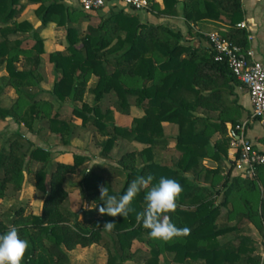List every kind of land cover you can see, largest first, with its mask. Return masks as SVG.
<instances>
[{
  "label": "trees",
  "instance_id": "obj_1",
  "mask_svg": "<svg viewBox=\"0 0 264 264\" xmlns=\"http://www.w3.org/2000/svg\"><path fill=\"white\" fill-rule=\"evenodd\" d=\"M147 1L145 11L156 17L171 15L181 1L186 22L198 25L199 30L211 25V31L243 48L249 46L248 31L240 25L244 20L241 0ZM27 4L35 6L40 29L48 23L64 28L65 50L45 52L38 29L27 19L17 20ZM91 18L100 22L84 30L72 24ZM42 56L52 64L55 79L50 90L32 91L42 81ZM2 66L7 72L5 85L17 96L8 107H0V120L10 118L31 133L37 132L36 121H45L58 143L68 145L75 124L54 110L56 100H68L71 116L82 126L91 119L103 137V157L118 137L144 146L119 158L125 171L119 190L112 188L99 164L86 169L81 183L88 207L72 211L62 204L73 191L65 183L87 157L74 154L72 161H55L50 169L49 149L35 145L19 130L5 136L0 144V202L9 186L13 192L22 189L33 161L42 162L33 175L35 187L45 194L41 212L35 214L24 205L0 212V234L15 225L20 237L29 242L21 264H71L69 251L94 243L106 249L108 264H123L135 256L131 251L134 240L148 246L142 264H163L159 259L163 251L172 253L179 264H264V256L254 253L257 241L245 233L253 224L264 238V163L255 164L252 174L245 169L244 174L232 173L235 159H229L228 151L234 136L230 132L237 134L235 125L250 111L235 91L241 83L225 61L214 59L210 46L187 44L179 30L162 22H143L122 8L101 14L63 0H0ZM110 92L116 96L113 109L102 112L99 102ZM85 94L93 97V103L84 100ZM131 101L142 114L132 119L131 126L123 127L115 122L114 110L127 114ZM164 123L176 126L175 137L165 135ZM166 150L172 151L168 160L162 157ZM208 161L215 164L208 165ZM149 174L154 177L149 187L161 177L175 179L182 186L176 210L165 215L177 227L189 228L187 236L167 242L149 238V230L135 218L145 207L146 190L134 198L131 207L136 211L128 216L99 215V186L120 196L133 179ZM105 221H115L112 231L103 229ZM230 234L235 239L221 241Z\"/></svg>",
  "mask_w": 264,
  "mask_h": 264
},
{
  "label": "rangeland",
  "instance_id": "obj_2",
  "mask_svg": "<svg viewBox=\"0 0 264 264\" xmlns=\"http://www.w3.org/2000/svg\"><path fill=\"white\" fill-rule=\"evenodd\" d=\"M21 1L24 2L25 0ZM63 2L70 6H73V4H75L73 0H63ZM34 8L35 6L33 4H27L25 10L17 17V20L20 21L23 19H27L36 29H38L40 34V31L42 29H40V21L34 13ZM99 22V19L91 18L78 19L72 22V24L75 25L79 30H84L88 25H97ZM49 26L50 23H48L44 29L46 34L49 33H47V31L49 30ZM54 29L56 30L53 35V38H55V50L58 49L63 51L65 50V47L67 45L65 41L64 28L55 26ZM32 42L33 41H30L28 44H31ZM17 67L20 68L21 63H17ZM40 72L42 74V81L39 83L38 87L34 88L32 91L43 88H49L50 90L52 87V83L55 79V71L52 64L48 62L46 56H42L41 58ZM91 78L93 79V76ZM4 79V76H0V86L5 85ZM240 88L246 90L244 86ZM3 97H0V105L10 102V100H8V97ZM84 100L89 103H93V97L89 94H85ZM115 100L116 96L113 92L104 94L99 102L100 110L104 112L106 109H113ZM71 109L72 103L70 101H55L54 110L58 111L65 118L71 117V120L75 124L72 132V137L68 145H61L58 143L56 135L49 132V130L47 129V123L45 121H36L35 129L37 131V135L30 136L33 139V143L35 145L42 146L50 150L52 159V162L49 165L50 169L53 168L55 161H60L58 159L72 161L74 154L84 155L87 157V159L78 167L75 173L69 174L67 176V180L65 183L66 187L73 186V191L68 194L62 204L72 211H78L86 205V202L84 200L85 189L83 188L81 183L82 175L86 169H89L95 164H99V171L110 182L112 188L115 190H119L122 187L125 179V171L119 163V158L126 151L139 150L144 146L134 141H127L123 137H118V139L110 149L108 156L106 158L103 157L100 154L103 137L99 134L95 125L92 124V120L89 119L86 124L82 126L79 119L71 116ZM141 114L142 111L133 103V101H131L129 112L127 114H121L114 110V120L117 124L123 127H129L132 124V119L134 117L141 116ZM255 123L257 127V134H264L259 123L257 121ZM163 128L164 133L167 137H175V125L164 123ZM12 129L13 128L12 126L10 127L9 123L0 121V144L3 138L2 136H5V134H7ZM172 144L173 141H171L169 145ZM233 149L234 151L236 150L235 148ZM171 154V150H166L162 153V157L164 158V160H168ZM236 163L237 162L235 160V166L232 169V173L244 174L245 172L241 171L240 167H237ZM206 164L214 165L215 163L208 161ZM224 165L227 167V162H224ZM41 166L42 162L40 161H33L31 163V165L25 172L23 186L19 192H13L11 186L8 187L2 201L0 202V212H7L8 207H15L19 205L29 207L31 211L36 214L41 212V206L45 198V194L43 191L35 187L33 176L34 172ZM228 223L233 224V222ZM245 233L248 234L252 239L257 241L258 245L254 253L262 258L264 256V238L259 235L256 227H254L253 224L248 225V230H246ZM228 239H235V236L233 234H230L229 236L221 239V241H225ZM131 251L135 252V256L132 260H127L123 264H142L144 262L143 254H146L148 252V246L143 242L134 240L131 244ZM68 253L70 256L71 264H108V254L106 249L102 245L97 243L85 247L77 246L74 250H71ZM159 259L163 264H179L173 260V254L167 251H163L159 256ZM192 264H201V262L192 261Z\"/></svg>",
  "mask_w": 264,
  "mask_h": 264
},
{
  "label": "clouds",
  "instance_id": "obj_3",
  "mask_svg": "<svg viewBox=\"0 0 264 264\" xmlns=\"http://www.w3.org/2000/svg\"><path fill=\"white\" fill-rule=\"evenodd\" d=\"M154 177L138 176L131 181L126 192L120 196L110 195L105 185L99 186V199L102 204L97 210L101 216L126 217L136 210L131 207L132 201L141 191H145V207L143 211L136 212L138 223L149 230L148 236L153 240L171 241L174 238L187 236L190 229L177 227L169 215L177 208V199L182 193V186L172 178L161 177L157 184L151 186ZM87 208L88 206L85 205ZM99 226V225H98ZM22 227V226H20ZM115 221H105L103 229L112 231ZM29 242L19 235V228L12 225L6 232L0 234V264H21Z\"/></svg>",
  "mask_w": 264,
  "mask_h": 264
},
{
  "label": "crops",
  "instance_id": "obj_4",
  "mask_svg": "<svg viewBox=\"0 0 264 264\" xmlns=\"http://www.w3.org/2000/svg\"><path fill=\"white\" fill-rule=\"evenodd\" d=\"M243 9H244V20L242 21L244 23V28L248 31L249 35V46L254 50V55L255 59L261 62L264 65V0H241ZM122 8L125 12L127 13H136L138 17L140 18L141 21L143 22H150V23H165L171 28L175 30H179L183 36V39L185 43L190 44L192 46H209L208 40H207V32L211 31L212 26L209 25L208 27H204L202 30H199L198 25H193L191 23H188L184 20L182 16V3L179 1L172 14L167 15V16H161V17H156L153 14L145 11V10H133L128 8L127 6L121 5L120 3H109L107 6H105L100 13L101 14H107L111 10H117ZM52 25V26H51ZM55 24L50 23L49 30L47 31L48 34L45 32V28H42L40 31V36L43 38V43L45 46V51L46 52H51L55 50V38H53L54 33L56 32ZM44 30V31H43ZM21 68V67H20ZM0 76H7V72L5 71L4 67H0ZM43 88V87H42ZM44 91H48L49 88H43ZM236 93L239 99V102L244 106V108L248 111L251 110V102L249 95L247 93V90H243L240 87L236 88ZM15 91L13 88L6 86V85H1L0 86V97H8V100H10L9 103H4L0 105V107H8L15 99ZM3 97V98H4ZM4 121L6 123H9L10 127L12 126V130L9 131L5 136H7L10 132L19 130L20 132L24 133L32 142L33 139L31 138L30 135H37V132L31 133L29 132L25 127L19 126L17 123H15L12 119L7 118L5 120H0ZM258 122L259 125L261 126V123L259 119H251L249 123L245 127V137L248 138L253 146L258 149L259 151H264V134H257V127L256 123ZM262 128V126H261ZM36 130V129H35ZM263 130V128H262ZM264 132V131H263ZM233 134L234 138L237 137V134L234 131L230 132ZM5 136H2L3 138ZM2 138V139H3ZM230 149L228 151V157L231 160H236L235 157V151L234 147L232 146L230 142ZM60 161L64 162H70V160H61ZM237 167H240V170H244V166L240 165L238 162L236 163ZM40 213V212H39ZM38 213V214H39ZM36 214V213H35Z\"/></svg>",
  "mask_w": 264,
  "mask_h": 264
},
{
  "label": "built area",
  "instance_id": "obj_5",
  "mask_svg": "<svg viewBox=\"0 0 264 264\" xmlns=\"http://www.w3.org/2000/svg\"><path fill=\"white\" fill-rule=\"evenodd\" d=\"M85 11H101L109 3L124 4L133 10H146L147 0H73ZM240 25L244 27V23ZM248 35V39H249ZM207 40L216 61H225L233 75L247 90L251 102L250 115L235 125L237 137L231 140L232 146L238 153L237 162L253 173L255 164L264 163V153L256 149L252 142L245 137V127L251 119H259L264 131V65L255 59L254 50L248 46L243 48L221 35L212 31L207 33Z\"/></svg>",
  "mask_w": 264,
  "mask_h": 264
}]
</instances>
